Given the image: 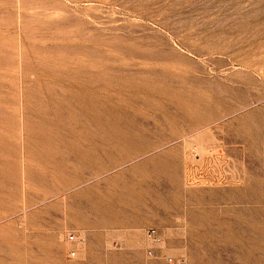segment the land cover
Segmentation results:
<instances>
[{"label": "rangeland", "instance_id": "rangeland-1", "mask_svg": "<svg viewBox=\"0 0 264 264\" xmlns=\"http://www.w3.org/2000/svg\"><path fill=\"white\" fill-rule=\"evenodd\" d=\"M0 1L1 137L16 142L0 146V264H264V71L183 49L180 69L234 84L221 104L192 105L202 114L193 120L130 98L126 73L113 77L120 87L88 98L75 68L121 55L102 24L118 10L56 0L47 21L38 0ZM193 39L192 47L213 46ZM28 107L45 109L49 124L34 128L31 167L41 181L22 179Z\"/></svg>", "mask_w": 264, "mask_h": 264}, {"label": "bare ground", "instance_id": "bare-ground-1", "mask_svg": "<svg viewBox=\"0 0 264 264\" xmlns=\"http://www.w3.org/2000/svg\"><path fill=\"white\" fill-rule=\"evenodd\" d=\"M86 1L94 2V6L96 5L95 3H97V5L99 4L98 6L104 8L113 7L118 10L119 15H113L114 17H112V15L110 16L111 12L109 16L112 18L108 16L110 19L102 22V24L104 23L107 25V32L111 33V36L105 34V41L107 44L116 46L122 56L132 55L135 56V58L153 60L161 64L153 68H145L141 62L136 61L134 58L124 59L121 55H116L114 59L113 56L107 57L106 54L104 56L106 60H91L86 62L87 64L81 62V64L75 68L77 73L76 80H78V85L81 89H86L82 91L88 93V95L94 94L99 89H108L112 85L120 87L117 84L119 81L113 77L126 73L129 79L124 82V85H132L135 88L134 91L129 93L130 98L135 100L141 99L146 104H154L157 109L161 111L160 113L165 116L175 118L185 117L193 120L202 114L198 110H192V105L212 106L213 103L214 105H219L227 90L234 89L232 87L234 84L231 86L227 84L224 85L226 82L223 81H221V83H223L221 84L216 80V75L213 79L212 77L207 79L208 74L205 76V72L203 71L200 72L204 75H199L197 73H195L197 74L195 75L192 74L193 72L180 69L181 65L178 67V62L188 60L186 56L181 54L183 49L197 56L207 55L216 57L217 55H225L226 58L230 59L232 64L239 65L245 70L264 71V63H262V61L264 62V54L262 53L264 52L262 51L264 42H258L263 36L256 41V38H258L256 37L257 35L264 34V0H85V2ZM37 2L41 5L39 9H42L39 13L44 15L46 19H48L47 21L56 19L55 12L51 11L52 6L55 3L58 4L56 0H38ZM69 3L68 5H70ZM100 14L101 16L103 15L102 13ZM78 16L77 14V17ZM22 17L18 18L16 21L21 22L26 19V16ZM79 19L80 17L78 20ZM0 23L3 24L1 18ZM18 28H21V26ZM212 28H214V30H212ZM95 33L100 34L99 32ZM18 35H20L19 31ZM198 37L210 40L211 43L213 41V46L203 45L205 47H192L188 41ZM199 42L197 43L199 44ZM215 42H217V46H214ZM22 49L23 48H21V50ZM98 52L100 53L99 55H102L100 50ZM94 53L97 54V52ZM258 55H260L261 58L258 57ZM210 75L213 74L211 73ZM234 76H236V74ZM85 77L87 79H85ZM236 77H238V75ZM97 78L103 80L101 86L93 84ZM229 79L232 80L231 78ZM84 81L85 83H92L93 85L89 84L82 87ZM235 82H239V80ZM45 92L49 97H52L53 92H55L54 86L48 84ZM92 96L93 95H90L88 98ZM75 99L73 100L76 101L78 105H81L82 99L79 97ZM89 102L93 105L97 103L91 99H89ZM98 103L102 105L104 109L110 102L109 99L105 100V97H102L101 101ZM172 108L174 109L173 112L170 111ZM27 109L26 133L30 136L25 145L26 151L29 154V166L22 172V179L25 177L30 179V181L37 179L41 181L45 179L44 173L35 171L31 167L32 160L34 159L33 141L36 138H33V136L37 135L34 128L36 126L44 128L49 124L44 119L45 117L42 116L46 114L45 109L34 107H28ZM102 113L103 116L106 115L105 111ZM38 114H40V116ZM34 117L38 119L35 120ZM3 134L2 128L0 127V146L4 144V141H9L12 146L16 145L15 141H10V139L4 138V136L1 137ZM18 179V176L15 175L12 180L14 187H16L18 183ZM16 188L12 190V196L17 195ZM69 239L77 240L79 237L69 235ZM73 254L74 253H72V255Z\"/></svg>", "mask_w": 264, "mask_h": 264}, {"label": "built area", "instance_id": "built-area-1", "mask_svg": "<svg viewBox=\"0 0 264 264\" xmlns=\"http://www.w3.org/2000/svg\"><path fill=\"white\" fill-rule=\"evenodd\" d=\"M169 261L172 262V259H170Z\"/></svg>", "mask_w": 264, "mask_h": 264}]
</instances>
